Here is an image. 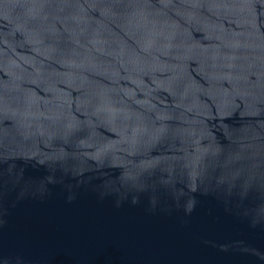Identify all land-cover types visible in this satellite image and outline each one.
Masks as SVG:
<instances>
[{
  "label": "water",
  "instance_id": "95a60500",
  "mask_svg": "<svg viewBox=\"0 0 264 264\" xmlns=\"http://www.w3.org/2000/svg\"><path fill=\"white\" fill-rule=\"evenodd\" d=\"M0 264H264V0H0Z\"/></svg>",
  "mask_w": 264,
  "mask_h": 264
}]
</instances>
